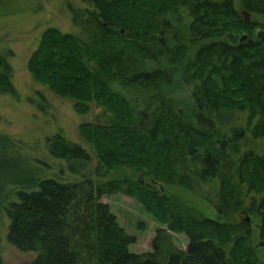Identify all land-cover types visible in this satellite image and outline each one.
I'll return each instance as SVG.
<instances>
[{
  "label": "trees",
  "instance_id": "16d2710c",
  "mask_svg": "<svg viewBox=\"0 0 264 264\" xmlns=\"http://www.w3.org/2000/svg\"><path fill=\"white\" fill-rule=\"evenodd\" d=\"M82 1L87 6L66 3L76 33L45 28L26 68L48 91L74 99L76 111L93 101L109 114L106 123L79 127L96 163L58 131L45 138V151L78 179L53 177L26 143L0 132L6 241L34 252L29 264H264L251 220L235 218L257 217L264 246V152L244 144L245 133L264 142V0ZM12 56L0 49V94L16 98ZM174 73L180 78L172 81ZM130 88L145 95L141 101L125 95ZM26 102L41 114L49 108L39 89ZM226 119L243 125L227 135ZM123 169L208 200L220 219L193 215L129 173L109 177ZM114 193L161 212L164 228L154 230L150 250H128L133 236L99 201ZM171 233L185 236L184 249Z\"/></svg>",
  "mask_w": 264,
  "mask_h": 264
},
{
  "label": "rangeland",
  "instance_id": "374dc122",
  "mask_svg": "<svg viewBox=\"0 0 264 264\" xmlns=\"http://www.w3.org/2000/svg\"><path fill=\"white\" fill-rule=\"evenodd\" d=\"M82 8L87 6L82 0H0V49L10 48L13 56L9 59L12 67L11 82L17 92L14 98L9 94H0V132L8 134L15 139H19L25 144V151L28 156L39 160L44 167H47L46 174H53V177H63L68 180L78 179L76 175L62 170L63 164L50 157L45 151V138L58 131L62 136L70 141L79 144L90 157V166L96 163L95 152L92 145L82 134H79L81 124H103L110 118L109 114L104 112L103 108L93 101L84 102L87 110L84 112L76 111L73 108L74 99L69 96H59L48 91L44 84L34 80L26 68V61L31 51L35 48L41 32L47 27L57 28L62 33H76L69 22V16L66 10V3ZM239 11H242L241 9ZM264 23V20L258 19ZM255 32V31H254ZM259 34V31H256ZM244 35L241 34L240 37ZM245 36V35H244ZM244 39V38H243ZM88 65H91L90 63ZM172 81L179 77L178 74L172 75ZM177 83H175L176 85ZM115 88V87H114ZM39 89L49 104L45 114H41L32 109L26 102V97L31 90ZM120 90H123L120 88ZM179 93L171 95L177 100ZM125 95L130 98L140 100L145 95L139 94L136 88L126 89ZM141 101V100H140ZM141 104V103H140ZM230 113V112H229ZM228 116V114H226ZM235 115V114H233ZM226 116V117H227ZM239 118L238 114L236 115ZM231 122L229 119L223 121V131L227 135L231 129L241 127V123ZM245 133V132H244ZM244 139L246 146H252L253 149L264 152V142L249 140L247 133ZM99 134L89 135L91 140L97 139ZM37 162V161H36ZM24 163V162H23ZM62 164V165H60ZM24 165V164H23ZM60 167L61 170L57 168ZM59 168V169H60ZM123 169L122 171H112L109 177L120 176L129 173V176L136 178L138 182L154 185L159 193L169 198V202L177 204L178 207L187 210L195 216H206L220 219L215 215L211 203L195 195L192 192L181 189L177 186H166L155 183L150 176L144 174L143 170ZM29 173V168L25 173ZM38 173L34 170L31 177L34 178ZM94 178V177H93ZM95 181V179H93ZM207 187V186H206ZM208 191V188H205ZM212 195V193H209ZM99 201L109 208L110 213L115 218L118 226L128 235L133 236V242L129 244L128 250L132 252H142L150 250V239L157 227L164 228V218L159 210L148 212L133 197L121 193L102 195ZM1 219L4 220L0 228V257L2 264H29L35 257L34 252H20L16 250L5 239L7 219L4 213H1ZM236 219H250L252 229H254L255 243L254 247L259 259L264 260V246L256 238L257 217L247 215L245 212H239L235 215ZM1 221V220H0ZM172 241L175 246L184 249L186 239L182 233H171Z\"/></svg>",
  "mask_w": 264,
  "mask_h": 264
},
{
  "label": "water",
  "instance_id": "95a60500",
  "mask_svg": "<svg viewBox=\"0 0 264 264\" xmlns=\"http://www.w3.org/2000/svg\"><path fill=\"white\" fill-rule=\"evenodd\" d=\"M241 14L243 15V17H244L245 20L248 19V13L246 11L242 10L241 11ZM243 38H244V35H242L239 40H241Z\"/></svg>",
  "mask_w": 264,
  "mask_h": 264
},
{
  "label": "bare ground",
  "instance_id": "6f19581e",
  "mask_svg": "<svg viewBox=\"0 0 264 264\" xmlns=\"http://www.w3.org/2000/svg\"><path fill=\"white\" fill-rule=\"evenodd\" d=\"M248 19H249V15H248ZM248 19H247V20H248Z\"/></svg>",
  "mask_w": 264,
  "mask_h": 264
}]
</instances>
